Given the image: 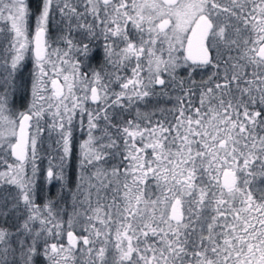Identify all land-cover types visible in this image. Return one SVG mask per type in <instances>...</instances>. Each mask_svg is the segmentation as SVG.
I'll use <instances>...</instances> for the list:
<instances>
[{
	"label": "snow or ice",
	"instance_id": "obj_1",
	"mask_svg": "<svg viewBox=\"0 0 264 264\" xmlns=\"http://www.w3.org/2000/svg\"><path fill=\"white\" fill-rule=\"evenodd\" d=\"M0 264H264V0H0Z\"/></svg>",
	"mask_w": 264,
	"mask_h": 264
},
{
	"label": "trees",
	"instance_id": "obj_2",
	"mask_svg": "<svg viewBox=\"0 0 264 264\" xmlns=\"http://www.w3.org/2000/svg\"><path fill=\"white\" fill-rule=\"evenodd\" d=\"M33 6L35 7V0H33ZM31 64L28 63L27 66L23 69L20 74L18 84L19 90L16 93V107L18 109H22L23 106H27L31 99V86H32V78H31ZM49 143L54 144V140ZM45 148H48V143L44 145ZM46 163V161H45ZM56 189L53 188L52 194L55 195Z\"/></svg>",
	"mask_w": 264,
	"mask_h": 264
}]
</instances>
